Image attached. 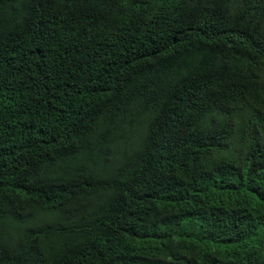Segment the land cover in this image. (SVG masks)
<instances>
[{"label": "trees", "instance_id": "trees-1", "mask_svg": "<svg viewBox=\"0 0 264 264\" xmlns=\"http://www.w3.org/2000/svg\"><path fill=\"white\" fill-rule=\"evenodd\" d=\"M196 3L0 0V264H23L28 259L32 264H59L63 244L71 241V201L79 188H89L84 193L87 201L114 207L131 200L126 185L151 186L160 180L150 168L152 160L162 162L158 150L141 154L135 133L128 131L148 115L144 107L150 85L161 87L178 75L182 62L191 60L200 61L195 77L201 83L218 73L243 76L246 65L260 70L264 0L242 5L244 18L250 20L245 31L258 41L243 36L231 40L217 20L207 29L199 23L187 30L184 24H174V31L152 38L151 28L174 20V12ZM16 9L22 13L17 15ZM236 25L241 28L238 17ZM193 50L203 51L202 59ZM38 103L43 104L41 110ZM203 115L208 130L185 134L184 146L196 148L215 140L230 129L232 119H248L242 105L224 107L219 117L204 111ZM91 118L99 123L74 141V132ZM261 124L264 128V120ZM32 138L39 139V145L28 146ZM63 139L99 165L96 148L102 145L121 153L128 164L114 184L99 177L90 185L94 172L87 163L72 159L68 163ZM37 148L42 156L54 157L43 171L33 166L32 151ZM19 195L35 196L40 205L56 203L57 209L47 222L38 218L34 230H14L18 222L9 216V207ZM171 234L178 253L169 245L163 250L173 256L172 264H216L227 244L225 240L212 245L198 258L189 256L194 240L191 222L172 224Z\"/></svg>", "mask_w": 264, "mask_h": 264}, {"label": "clouds", "instance_id": "clouds-1", "mask_svg": "<svg viewBox=\"0 0 264 264\" xmlns=\"http://www.w3.org/2000/svg\"><path fill=\"white\" fill-rule=\"evenodd\" d=\"M254 2L197 0L194 7L174 12V20L171 17L151 28L152 38L174 31V24H184L187 30L199 23L207 29L217 20L231 40L243 36L258 41L254 33L245 31L250 20L242 14V5ZM237 17L241 28L236 25ZM193 52L202 59L203 51ZM165 59L168 63L167 56ZM199 63L182 62L175 78L166 79L161 87L150 85L144 107L148 115L128 128L130 135L135 133L141 154L158 150L162 162L152 160L150 168L160 180L151 186L126 185L131 200L114 207L87 201L84 193L89 188H79L71 201V241L63 244L59 264H172L173 256L163 246L178 253L171 225L181 226L182 222H191L194 240L189 256L203 258L208 247L226 240L216 264H264V64L260 70L246 65L243 76L218 73L201 83L195 77ZM38 104L41 110L43 104ZM238 105L246 110L247 120L232 119L224 135L196 148L181 143L185 134L208 130L203 111L219 117L224 107ZM97 123L91 118L74 132V141ZM63 141L68 163L71 159L87 163L94 172L90 185L99 177L114 184L128 164L109 145L96 148L99 165L68 140ZM33 142L39 145L40 140L32 138L28 146ZM32 154L35 170L43 171L54 159L53 155L42 156L38 148ZM56 209V203L40 205L35 196L19 195L10 203L9 216L18 222L14 230H34L38 218L47 222Z\"/></svg>", "mask_w": 264, "mask_h": 264}]
</instances>
